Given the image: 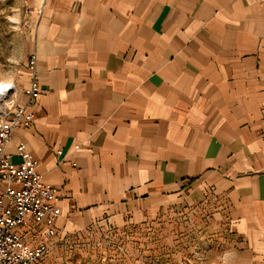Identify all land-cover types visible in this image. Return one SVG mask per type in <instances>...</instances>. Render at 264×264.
Masks as SVG:
<instances>
[{
  "label": "crops",
  "instance_id": "crops-1",
  "mask_svg": "<svg viewBox=\"0 0 264 264\" xmlns=\"http://www.w3.org/2000/svg\"><path fill=\"white\" fill-rule=\"evenodd\" d=\"M26 3L41 95L27 57L7 152L56 188L55 239L191 211L228 264H264V0Z\"/></svg>",
  "mask_w": 264,
  "mask_h": 264
},
{
  "label": "rangeland",
  "instance_id": "rangeland-1",
  "mask_svg": "<svg viewBox=\"0 0 264 264\" xmlns=\"http://www.w3.org/2000/svg\"><path fill=\"white\" fill-rule=\"evenodd\" d=\"M34 25L26 0H0V82L21 75ZM206 215L190 211L119 231H88L65 240L43 237L51 253L39 264H228L223 227Z\"/></svg>",
  "mask_w": 264,
  "mask_h": 264
},
{
  "label": "built area",
  "instance_id": "built-area-1",
  "mask_svg": "<svg viewBox=\"0 0 264 264\" xmlns=\"http://www.w3.org/2000/svg\"><path fill=\"white\" fill-rule=\"evenodd\" d=\"M37 56L27 63L30 86L24 91L31 100L41 95ZM15 85L0 98V264H39L49 257L51 248L42 238L57 237L56 219L60 215L56 188L46 184L36 170L27 146L20 143L12 162L7 145L19 129L30 127L33 116L15 103Z\"/></svg>",
  "mask_w": 264,
  "mask_h": 264
},
{
  "label": "bare ground",
  "instance_id": "bare-ground-1",
  "mask_svg": "<svg viewBox=\"0 0 264 264\" xmlns=\"http://www.w3.org/2000/svg\"><path fill=\"white\" fill-rule=\"evenodd\" d=\"M4 84H10V87L4 88ZM14 83L13 82H0V88H3V92L0 93V98L3 100L6 97V92L9 91L13 87Z\"/></svg>",
  "mask_w": 264,
  "mask_h": 264
},
{
  "label": "clouds",
  "instance_id": "clouds-1",
  "mask_svg": "<svg viewBox=\"0 0 264 264\" xmlns=\"http://www.w3.org/2000/svg\"><path fill=\"white\" fill-rule=\"evenodd\" d=\"M3 87L8 88V87H10V84H4Z\"/></svg>",
  "mask_w": 264,
  "mask_h": 264
},
{
  "label": "snow or ice",
  "instance_id": "snow-or-ice-1",
  "mask_svg": "<svg viewBox=\"0 0 264 264\" xmlns=\"http://www.w3.org/2000/svg\"><path fill=\"white\" fill-rule=\"evenodd\" d=\"M3 92V88H0V93H2Z\"/></svg>",
  "mask_w": 264,
  "mask_h": 264
}]
</instances>
